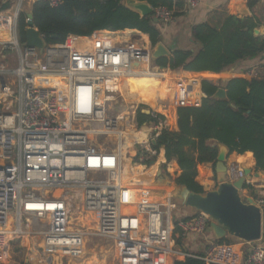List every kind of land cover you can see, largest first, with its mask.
Instances as JSON below:
<instances>
[{
  "label": "built area",
  "instance_id": "2783aa9c",
  "mask_svg": "<svg viewBox=\"0 0 264 264\" xmlns=\"http://www.w3.org/2000/svg\"><path fill=\"white\" fill-rule=\"evenodd\" d=\"M181 1L188 9L201 2ZM48 2L55 7L61 0ZM19 15V9L12 16L0 15V34H12L9 40L0 39V95L10 94L12 86L18 95L15 112L0 110V253L13 237H26L29 254L41 256L45 264L79 259L85 255L87 240L93 238L113 245L122 258L149 252L156 264L195 255L184 249L182 239L204 235L210 229L209 215L178 217V203L169 191L164 200L137 201L136 186L121 166L127 129L136 152L131 161L134 171L135 162L142 166L156 161L153 140L173 130L168 115L154 108H149L151 123L131 122L123 81L139 66L145 68L151 57L148 46L137 40L136 33L123 35L128 29L107 30L87 37L70 35L64 44H47L40 52L21 41ZM154 15L167 24L174 11L158 6ZM86 38L96 40L90 53L87 45L78 46L77 40ZM10 50L18 54L14 68H7L10 58L5 54ZM53 78L56 83L49 82ZM184 81L177 83L174 104L199 105L202 98L187 100L195 83ZM242 176L241 167L230 166L231 181ZM246 185L250 192L255 189L253 179H247ZM255 200L264 215V198ZM222 246L211 243L203 260L216 264ZM243 264H264L262 239L251 243Z\"/></svg>",
  "mask_w": 264,
  "mask_h": 264
},
{
  "label": "trees",
  "instance_id": "16d2710c",
  "mask_svg": "<svg viewBox=\"0 0 264 264\" xmlns=\"http://www.w3.org/2000/svg\"><path fill=\"white\" fill-rule=\"evenodd\" d=\"M138 1H147L154 8L167 7L174 11V17L179 15L178 9L184 7L181 0ZM255 2L250 1L249 7L252 8ZM10 5L11 0H0V10H6ZM32 14L34 26L42 33L48 45L64 44L70 35L92 36L100 30L136 29L148 34L153 45L163 39L159 22H154L150 16H142L126 6L123 0H61L55 7L48 0H36L32 5ZM26 17L27 12L21 11L18 32L22 42L26 40ZM257 26L254 16L239 17L234 14L226 15L220 25L196 23L191 27L196 49L172 50L170 56L162 57L155 63L162 69H181L189 76L220 73L239 61L264 53V36L255 33ZM196 84L194 87L197 88L193 89L199 92V98V82ZM221 85L226 89V98L215 97ZM201 89L206 95L201 103L179 107L178 129L163 131L154 144L158 151L157 160L160 161V155L165 156V162L162 163L164 175L179 185H187L195 192L205 191L196 178L201 164L212 162L215 167L219 152L217 143L225 144L230 153L252 152L257 167L264 170V77L243 74L224 82L221 80L218 85L204 79ZM136 118L139 125L154 120L151 114L143 112L141 108L137 110ZM172 160L176 161L181 170L175 177L165 170L167 163ZM152 166L151 161L143 164L144 168ZM252 193L255 195V189H252ZM233 240L225 237L217 239L216 243L231 245ZM178 242L181 243V238ZM203 256L204 253H196L176 260L174 264H207ZM20 264L34 263L22 261Z\"/></svg>",
  "mask_w": 264,
  "mask_h": 264
},
{
  "label": "crops",
  "instance_id": "0c3cea01",
  "mask_svg": "<svg viewBox=\"0 0 264 264\" xmlns=\"http://www.w3.org/2000/svg\"><path fill=\"white\" fill-rule=\"evenodd\" d=\"M36 0H11V5L6 10H0V15L2 16H12L16 10L21 9L24 2H27L28 5H31L30 9H28L27 14L32 12V5ZM138 0H123V3L126 6L133 8V5L137 3ZM248 9L249 14L246 15L244 13V9ZM134 9V8H133ZM179 15L174 17L173 20L167 24L162 23L159 20V27L162 31V41L164 45L170 50L175 49H196L197 46L193 43V38L191 36V27L196 23L208 22L211 25H220L225 19L226 15L234 14L239 17L244 16H254L255 21L258 23L257 28L260 30L259 35L264 36V0H256L254 6L249 7L248 3L243 2V0H201L200 5L196 9H188V7L184 6L178 9ZM10 22V19H8ZM134 32L127 33H136L137 40H142V43L145 45H151L152 43L148 34L142 33L136 29H128ZM126 30V31H128ZM97 33V32H96ZM124 33L123 35H128ZM2 34V33H1ZM96 37V36H95ZM147 37V38H145ZM71 40L70 42H72ZM79 42H87L92 47L95 44V38H86L79 39ZM146 50H148L146 48ZM147 58V57H146ZM148 65L144 66L145 68H141L140 66L135 70V75H130L126 77V80L134 79L135 86L132 90L136 91V99L146 98L145 100H154L156 95H160L163 92L157 91L160 88H163L168 85V88L172 86V89H168V101L165 102V98L159 107L155 105H151L145 103L146 107L154 108L157 112L166 113L169 117V120L172 123L173 130L178 129V107L174 104L173 106L169 102V99H173L175 92V83L171 81V77L164 73L161 78L155 71L150 69L149 60H146ZM165 70V69H164ZM167 71H171L174 73V70L168 69ZM176 73L179 76H182V79H191V78H200L199 82V90L202 95V99L206 97L204 93H202L201 82L206 79L214 84L219 83V81H227L233 77L239 75H249L251 77L263 78L264 77V53L258 57L246 59L239 61L233 66L226 68L224 71L220 73H206L204 75L194 74L193 76H189L185 74L181 69L176 70ZM178 76V75H177ZM175 80H181V78H175ZM178 83V82H177ZM197 83V82H196ZM195 83V85H197ZM133 84V85H134ZM222 87V85L220 86ZM197 88V87H194ZM224 88V87H222ZM225 89V88H224ZM199 92L196 89L190 91L187 95V100L190 102H194L198 98ZM152 96V98H148ZM136 103V102H135ZM158 105V103H156ZM150 105V106H147ZM161 109V110H160ZM216 143V141H215ZM195 154V153H194ZM196 156V154H195ZM249 157H251L252 161H249ZM128 160L123 159V163L126 164ZM174 170L176 174L181 172L178 164L174 161ZM228 164L231 166L233 164H237L240 166L250 167L253 170V181L255 183V195L249 191V189L243 190V195L245 197L253 196L254 198H264V170H261L256 165V159L252 152L248 151L243 154H239L237 152H232L228 154ZM153 167V168H152ZM151 168L152 172L156 171V164H153ZM144 172V171H142ZM261 172L260 177H256L255 173ZM149 174V173H147ZM154 173H150L149 175L153 176ZM197 182L204 187V189H213L216 186L215 179V167L212 162L203 163L199 166V174L196 178ZM140 188H144V190H140L136 188V200L142 201L146 197L148 198H156L158 200L165 199L166 194L156 191L155 189L147 186H136ZM148 194V195H146ZM191 215L189 209H185L180 217H188ZM263 238H264V223H263ZM216 238L214 237L213 232L209 229L204 235H187L183 237L182 244L184 245V249L191 253H205L208 246L211 243H216ZM251 247V243H245L242 241H236L231 245H223L217 255V264H243L247 253ZM220 253V254H219ZM150 254V253H149ZM150 258H141L140 257H130L133 261V264H156V260L152 258L150 254ZM117 257L121 260L122 257L117 255ZM121 257V258H120ZM140 260V261H139ZM117 260L116 263H118ZM34 263V262H32ZM164 264V263H163ZM169 264H173L169 261Z\"/></svg>",
  "mask_w": 264,
  "mask_h": 264
},
{
  "label": "water",
  "instance_id": "95a60500",
  "mask_svg": "<svg viewBox=\"0 0 264 264\" xmlns=\"http://www.w3.org/2000/svg\"><path fill=\"white\" fill-rule=\"evenodd\" d=\"M133 8L142 16H150L154 22H159V18L154 15V7L147 1H138L133 5ZM244 13L248 15V9L245 8ZM27 15L29 21L25 30V43L29 47H37L42 52L47 43L39 29L34 26L32 12ZM106 32L107 30L97 31V33L104 34ZM255 33L259 34L260 30L256 28ZM152 47L151 58L153 61L168 57L171 54V51L161 41L156 45L152 44ZM1 85H4L3 80H1ZM215 97L226 98V89L220 87ZM143 112L148 114L150 110L147 109ZM156 142V140H153L154 144ZM217 146L219 152L215 165L216 186L213 189L195 192L185 184L179 185L174 180H170V177L167 178L164 175L161 166L155 171V184L162 192H172L179 200V203L184 208L189 209L191 212L190 216L200 212L208 214L211 220L210 230L216 239L231 237L245 243L259 241L263 238L264 215L262 209L254 197L248 196L245 198L242 193L247 179H252L253 177V170L250 167L233 164L243 169L244 176L231 181L228 178V170L230 168L228 164L229 148L222 143H217ZM155 162L152 161L153 164ZM134 165L135 169L139 170L140 164L135 162ZM255 175L260 177L262 174L261 172H256ZM177 247L182 248L181 245ZM47 264H51V262L48 261Z\"/></svg>",
  "mask_w": 264,
  "mask_h": 264
},
{
  "label": "rangeland",
  "instance_id": "374dc122",
  "mask_svg": "<svg viewBox=\"0 0 264 264\" xmlns=\"http://www.w3.org/2000/svg\"><path fill=\"white\" fill-rule=\"evenodd\" d=\"M30 7H31V5H28L27 2H24L22 7H21V9L19 8V10H20V12L21 11L27 12L28 9H30ZM136 38H138V37H136ZM145 38H147V37H145ZM0 39L8 40V38L4 37L3 35H0ZM70 43H73V41L70 42ZM78 44H79L78 45L79 49H82V47H84L88 43L83 41V42H78ZM147 46H148L147 49H149L148 52H152L153 47H151L150 44L147 45ZM0 52H1V46H0ZM5 55H7L8 58H10V60L8 61L7 68H14L16 66V63H17V60H18L17 59L18 58V54L16 53V51L10 50ZM148 58L150 60V69H152L158 75H160L157 72V69H158L160 73H162V74L167 73L171 77L170 80L175 83V92H176V90H177V82H179V80H175V78L176 79L177 78H181L182 79V76H179V74L176 73V70H174V73L171 72V71H167L168 69H165V70L161 71L157 67V64L155 63V61H153L152 58L149 57V56H148ZM0 61H2V57L1 56H0ZM147 65H148V63H147V61H145L144 66H147ZM5 76H7V75H5ZM161 76L163 77V75H161ZM0 77H2V75H0ZM164 78L166 79V77H163V79ZM9 80H11L10 77H9ZM182 80L196 83L197 81H200V78H191V79H187L186 78V79H182ZM125 81H126V83H125V91H127V92H125V94L126 93L129 94V96L134 94L136 96V91L132 90L133 87L135 86L134 79L125 80ZM168 89H169V93H170V90L172 89V86H170L168 88V85H167V86H165L163 88L158 89L157 91H159V93L162 91L163 94L161 93L160 95H156L154 100H145L146 98H144V99L138 100L137 101L138 103H134L132 101L131 102V106H130L131 109H129V113H130V116H131L130 118H132V121L133 122H137L136 115H137V110L139 108H141V109H149V107L146 108V105L142 106V104L148 103V104H151L153 106L155 105L156 107H159V104H161V102H163L164 98H165V102L168 101V96H165V94H168L167 93ZM148 98H152V96H149ZM201 98H202V95L199 97V99L201 100ZM169 102L171 103L172 106L174 105V100L173 99H169ZM156 103H158V105ZM132 106L134 107L133 109H132ZM147 106H150V105H147ZM17 107H18V95H17V91H16L15 87L12 86L10 94L0 95V110L2 111V110L9 109L10 111L15 112ZM126 110H128V109H126ZM114 112L115 111H113V113ZM134 153H136V152H134ZM134 153L131 155V158H134L133 157ZM159 160L160 161H158L157 158H156V162H155L156 163V170L160 166H161V168L163 170L162 163L165 162V156L163 154L160 155ZM131 161H132V159H131ZM174 161L175 160H172L171 162L167 163V165L165 166V170L168 171L169 173H170L169 169L174 171V164H173ZM141 169L144 171L142 173H145V174L146 173H149V174L150 173H154L153 174V178L155 179V172H152L151 168L142 167ZM127 171L132 175V168L129 167V165L127 167ZM131 175H129V176H131ZM142 176H143V174H140V176L136 177V181H134V182H136L135 186H147L149 188L150 187L149 184L145 183V180L143 179ZM171 176L175 177L176 174L171 175ZM167 178H168V176H167ZM130 179H131V177H130ZM170 180H172V178ZM151 188L152 187H150V189ZM205 190H207V189H205ZM151 191H152V189H151ZM154 199H156V198H154ZM175 199H176V201L178 203V206H179L178 207L179 209L176 212V215L178 217H180V214L186 208H184L179 203V200L176 197H175ZM162 200H164V199H162ZM10 237H13V235L11 234L9 236V238ZM26 239H25V237H23V238L22 237L21 238L13 237V240L11 241L10 245L6 246L5 250L0 253V258H1L0 259V264H20L22 261L34 262V264H45L46 262L43 261V259H40V258H42L41 256H37L36 257L35 255L31 256L29 254V250L27 248L28 241H27V244H26ZM101 239L102 238H93V239H88L89 241L87 240L86 250L84 251L85 255L83 256V258H81L80 261H78L76 263L69 262V261H63V262H58V263H55V264H119V263H116L118 259L115 257L116 256L115 254H117V252L115 251L113 245H111L110 243L106 242L105 240H101ZM37 241H40L39 238L38 239L36 238L34 240V242H37ZM233 241L236 242V241H239V240L234 239ZM32 257H33V259H32ZM150 257L151 256H150L149 252L141 256V258H147V259L150 258ZM182 259L183 258H180L179 260H182ZM171 262L174 264L175 259L174 260L172 259ZM140 263L142 264V262H140Z\"/></svg>",
  "mask_w": 264,
  "mask_h": 264
},
{
  "label": "bare ground",
  "instance_id": "6f19581e",
  "mask_svg": "<svg viewBox=\"0 0 264 264\" xmlns=\"http://www.w3.org/2000/svg\"><path fill=\"white\" fill-rule=\"evenodd\" d=\"M0 35H3L4 37H6V38H8V40L9 39H11L12 38V34H11V32L9 31H7V34H4V33H2V34H0ZM85 44V43H84ZM86 46V45H85ZM87 50H89V53H90V51H92V46L90 45V44H87ZM126 77L124 78V81H123V95H124V97H125V99L127 100V102H129V103H131L132 101L135 103H138L137 101L138 100H140V99H136V96L134 95V94H132V95H130L129 96V94H125V92H127V91H125V83H126ZM49 82H51V83H56V80L53 78V79H51V80H49ZM193 90V89H192ZM191 90V91H192ZM200 95H201V93H200ZM141 99H144V98H141ZM134 107L132 106V109H133ZM130 115V114H129ZM129 120V119H128ZM127 120V123H130L129 121ZM131 122H132V119H131ZM133 123V122H132ZM132 123H131V125H132ZM131 125L129 124L128 125V128H131ZM128 130L129 129H127L126 131H125V135L127 136V139H126V143H125V145L121 148V151H122V161H121V166H122V170H123V174H124V176H126L128 179H130V177H131V179L130 180H132V183L134 182V181H136V177H138V176H140V174H143V179L145 180V182L146 183H148L149 184V186L150 187H152L153 189H155L156 191H158V192H161V193H165L166 194V192L167 191H165V192H162V191H160V189H158V187L156 186V184H155V180H154V178H153V176L152 175H149V174H145V173H142V166H140V168H139V170H136V171H134L133 170V164H132V162H131V155L135 152L134 151V149H132V137L131 136H128L126 133L128 132ZM134 132V131H133ZM133 132H131L132 134H133ZM129 134H130V131L128 132ZM134 135H136V136H139L140 135V133H137V134H134ZM131 148V149H130ZM123 159H127L128 161H127V163L126 164H124L123 163ZM249 159V161H252L251 160V157H249L248 158ZM154 164H156V163H154ZM128 165H129V167H131L132 168V175L127 171V167H128ZM129 175H131V176H129ZM135 179V180H134ZM134 185H136V182H134L133 183ZM168 190H169V188H168ZM57 193H59V192H57ZM91 226H93L94 227V223H92V224H90ZM8 229L10 230V226H9V223H8ZM9 233H10V231H8ZM10 236V235H9ZM26 238V237H25ZM35 240V239H34ZM89 241V240H88ZM26 244H27V240H26ZM101 247V246H100ZM117 252V251H116ZM220 254V253H219ZM116 255V254H115ZM119 255V254H118ZM117 256V255H116ZM115 256V257H116ZM81 258H83V256H81L79 259H77V260H74V259H71V260H74V261H72L73 263H76V262H78V261H80L81 260ZM90 258V257H89ZM117 258V257H116ZM32 259H33V257H32ZM91 261V260H90ZM118 263L119 264H133V261H132V259L130 258V257H128V258H122L121 259V261H118Z\"/></svg>",
  "mask_w": 264,
  "mask_h": 264
}]
</instances>
